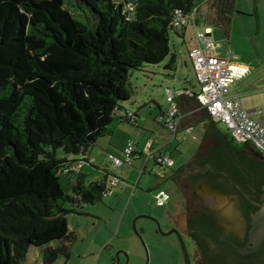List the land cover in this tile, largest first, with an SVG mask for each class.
I'll list each match as a JSON object with an SVG mask.
<instances>
[{"label":"trees","instance_id":"16d2710c","mask_svg":"<svg viewBox=\"0 0 264 264\" xmlns=\"http://www.w3.org/2000/svg\"><path fill=\"white\" fill-rule=\"evenodd\" d=\"M234 1H211L218 22L228 21ZM195 2L0 0V264H23L33 247H45L43 264L69 260L65 242L74 237L66 215L76 210L65 205L101 202L109 176L104 172L101 181L86 185L73 169L78 157L109 133L114 119H129L118 118L115 109L127 111L121 103L132 94L131 72L170 55L175 11L188 14ZM244 146L260 160L248 165L238 155L236 165L221 157L228 166L220 169L252 193V183L258 191L264 185V158ZM183 173L181 167L170 178L175 182ZM194 220L201 236L217 243L219 264H264V244L241 256L208 228L204 215ZM188 233L202 245L198 231ZM54 241L59 245L48 247Z\"/></svg>","mask_w":264,"mask_h":264},{"label":"rangeland","instance_id":"374dc122","mask_svg":"<svg viewBox=\"0 0 264 264\" xmlns=\"http://www.w3.org/2000/svg\"><path fill=\"white\" fill-rule=\"evenodd\" d=\"M211 1L196 0L199 21L196 30L203 32L205 25L224 26L226 38L219 42L221 56L226 57V52H229L234 56V61L253 67V73L235 82L229 88V93L238 95L243 109H261L264 113V0H235L234 10L227 22H218L216 15L210 13ZM185 39L188 43L194 39L191 29ZM169 48L170 55L165 61L131 72L132 94L129 100L121 103L124 109L137 111L141 115L137 126L139 129L132 127L139 136H147L143 129L152 136L156 135L154 148L163 145L165 137L167 140V132L155 121L159 107L168 106L165 100L166 87L198 90L183 38L178 37L174 30L169 31ZM173 54H176V62L173 64L176 70L168 73L164 66ZM166 74L175 80L167 81ZM145 122L149 126L144 127ZM191 137L189 132H179L178 138L163 148L173 160L174 170L190 161L194 152ZM115 156L121 157V152ZM143 161V158L137 161L134 159L132 166L113 167L106 159L102 168L109 175L122 180L112 188L111 194L94 205H65L68 210H76L66 215L68 229L74 239L65 242L69 245V260L59 256L53 264H114L117 253L118 264H126V258L128 264H183L180 246L174 234H160L151 220L143 218L136 222L137 231L143 230V243L133 232L132 222L136 216H151L161 224L162 231H166V227L172 228L168 214L171 213L172 221L183 222L187 211L185 197L169 177L172 169L163 171L150 160L146 163V171L140 174ZM102 173L104 170L87 173L86 185L99 181ZM161 173L166 174L164 178L159 176ZM160 191L169 196L164 207L155 205L154 196ZM183 239L192 262L198 258L197 248L186 235H183ZM58 245L59 242L54 241L48 247L55 248ZM44 248H31L23 264H43L41 251Z\"/></svg>","mask_w":264,"mask_h":264},{"label":"built area","instance_id":"2783aa9c","mask_svg":"<svg viewBox=\"0 0 264 264\" xmlns=\"http://www.w3.org/2000/svg\"><path fill=\"white\" fill-rule=\"evenodd\" d=\"M128 10L133 6L128 4ZM197 9L193 8L190 13L183 15L180 11H175L174 26L181 29L187 25H196ZM210 29L195 33L196 46L189 50L188 57L192 62L195 80L198 85V93L189 90H166L167 108L162 110L157 122L173 138L178 132L179 127L186 114L180 109L176 99L181 97H192L196 100L201 111L215 123L225 126L228 136L233 142L244 145L249 144L262 158H264V119L261 110L243 109L239 100L233 97H226L225 93L231 85L242 80L253 71V67L248 64L234 61V56L222 57L217 53V43L209 35ZM115 114L118 118H129V112L116 108ZM134 143L127 141L121 151V157L108 154L107 159L113 167L123 165L132 166L134 163ZM143 155L150 158L156 167L163 171L172 169L174 162L170 156L164 152L154 154L151 152V143L143 150ZM82 161L73 169L79 171ZM146 171V166L140 174ZM161 173V178L165 177ZM119 178L110 176L105 184V191L102 197L106 198L111 194L112 188L119 183ZM155 205L163 207L169 200V196L163 191L154 196Z\"/></svg>","mask_w":264,"mask_h":264},{"label":"crops","instance_id":"0c3cea01","mask_svg":"<svg viewBox=\"0 0 264 264\" xmlns=\"http://www.w3.org/2000/svg\"><path fill=\"white\" fill-rule=\"evenodd\" d=\"M209 7H211V6H209ZM196 9H197V14H198V7H196ZM210 13L213 14L214 16L216 15L215 19L217 18V10L214 7H212V10H210ZM196 19H197V22H196L195 26L190 24V25H187L181 29L180 28L176 29L174 31V33L178 37L183 38V42H184L185 47L187 49V56H188L189 50H191L192 48H194L196 46L195 33L197 32L196 26L199 23L198 17ZM213 28H220L223 32L222 35H220V36H222V39L216 41V43L218 45L217 53L221 55V53L219 51V49H220V43L219 42L223 41L226 38V32H225L224 26H221L220 24L214 25V26L205 25L203 30H205V29L212 30ZM190 29L194 32V39L190 40V42L188 43V42H186L187 40L185 39V36L187 33H189ZM229 55H230V53L226 52V56H229ZM172 56H174V62L171 63L169 61L164 66V68L168 71V73L170 71L176 70V67L173 65L176 62V54H173ZM190 62H191V60H190ZM238 63H240V62H238ZM191 65H192V62H191ZM192 69H193V66H192ZM193 73H194V71H193ZM252 73H250L249 75H251ZM249 75H247V76H249ZM165 79H167V81L168 80H172V81L175 80V78L170 77L169 74H166ZM196 85H197V82H196ZM167 89L172 90V91L189 90L192 93H198V90H199V88H197L198 90L194 91V90L188 89L187 87L174 90V89H170V88L166 87L165 95H166ZM225 96L238 99V95L230 94L229 89L225 93ZM176 101H177L180 109L186 114V116H185L184 120L182 121L178 132L175 134V136L173 138H171V136L168 133H166L165 136L167 135V140L165 137L163 145H160L159 147L154 148V146H155L154 140L156 139V135L152 136V135H150L149 131L143 129V131H145L144 134L147 136H142V137L139 136L137 134V131L134 130V128L139 129L137 126L140 122L141 115L137 111H133V110L128 111L127 110V112H129V115H130L128 120L114 119L112 124L110 125L109 133L106 134L105 136L99 138L95 142V144L92 145L87 150L85 156L78 157V158H81L80 160L82 161V166L79 170L81 172V174H83L86 178L87 173L90 174V173H94V172H100L103 170H104V172H106L105 169H103L102 167H103V164H105V161L107 159V155L108 154L118 155L124 149L127 141H129V140L133 141V143H134V149H135L134 159L137 161V160H140L143 158V160H144L143 165H142V168H143V166H146V163L151 160L150 158H146L142 153L143 150L145 149V147L148 145V143H151V152L152 153H154V154H157L158 152H164L165 153L166 151H164L163 148L165 146H167L169 143H171L172 140H176L178 138V133L182 132V131L187 132V133L189 132L192 134L191 138H192L193 145H194V147H193L194 152L191 155V158H190V160H191L197 154V152L201 146V143L203 141V138L207 132V129L210 125V122L204 116L203 111H201L199 109V105L194 98H192V97H181V98H177ZM164 109H166V108L159 107V111L157 113V116L155 117L156 122H157L159 113ZM261 112H262V116H260V117H262L264 119V113L262 110H261ZM211 125L219 134H221L225 138V140L233 148H235V149H247V148H249V147H245L244 145H239V144L231 141V139L229 138L228 133L226 131V128L223 124L214 122V124H211ZM143 126L144 127L149 126L148 122H145L143 124ZM132 127H134V128H132ZM189 149H191V147H189ZM184 165L181 167L183 168ZM177 170H174V167H173L169 177L174 176V174H175V172H177ZM110 176H112V175H109L107 177V180ZM103 177H104V174L102 173V178L99 181H101L103 179ZM107 180H106V182H107ZM119 180L122 181L120 178H119ZM99 181H97V182H99ZM170 215H171V213H170Z\"/></svg>","mask_w":264,"mask_h":264},{"label":"flooded vegetation","instance_id":"af4514ba","mask_svg":"<svg viewBox=\"0 0 264 264\" xmlns=\"http://www.w3.org/2000/svg\"><path fill=\"white\" fill-rule=\"evenodd\" d=\"M244 160L248 165H250L254 164V160L259 161L260 158L247 156L244 157ZM212 162L215 163L216 166L214 171L215 173L207 172L203 174L192 175H187V173L183 174L185 176L180 181V186H182V196L185 197L184 202L185 208L187 210L183 222H180L179 220L172 221L171 215L168 214L171 227L177 228L181 232L182 236L186 235L191 241H193L188 235V232L197 233L198 231L200 241L199 243L202 245L199 246L198 243L193 241L198 251V258L193 259L192 264H219L218 259L221 254L217 251V243L208 240V237L206 236H201L202 231L199 232V230L196 228V222L194 220L195 216L199 214L204 215L210 224V226L208 224V228L210 227L211 230H218L221 232L220 240L222 242L229 243L230 245H232L231 243H235L239 246H246L249 240L248 234L250 228V215L257 209L256 204L259 202L258 198L261 194V190L258 191L255 189H251L252 193H247L240 187L242 184H238L233 179L226 177L224 169H220V167H223L224 165L228 166V164H224L221 159L214 158L212 159ZM239 167L240 170H243L240 165ZM245 183L248 186V182L245 181ZM250 187H253V183L250 185ZM198 190L201 192H209V194L214 198L220 196L230 200V204H232L234 207L233 212L235 217L231 222V227L225 226V218L221 217L219 211L216 212L210 207L203 206L200 203L201 200L206 202L207 199H204L203 196L198 193ZM190 197L192 198L191 200ZM191 206H194L195 208L191 209ZM166 229H169V227H166ZM142 231L143 230L138 232L140 236L143 233ZM204 244H207V246ZM254 261L256 262V260Z\"/></svg>","mask_w":264,"mask_h":264},{"label":"water","instance_id":"95a60500","mask_svg":"<svg viewBox=\"0 0 264 264\" xmlns=\"http://www.w3.org/2000/svg\"><path fill=\"white\" fill-rule=\"evenodd\" d=\"M222 33L223 32L220 28H213L209 35L213 38L214 41H218L222 39V36H220L222 35ZM238 155H241L242 157L252 156V152L250 151V148L235 149L230 146L229 143L225 140V138L221 134H219L210 123L197 154L183 167V174L187 173V175H192L203 174L207 172L212 173V171H215L216 168L215 163L212 162V159L214 158L218 159L221 157H226L232 160L236 165H238ZM182 175L178 177L176 176L175 182L172 180L181 192L182 186H180V181L185 176ZM251 189L253 190L254 188L251 187ZM198 193L203 196L204 199H207L206 202H203L201 200L200 203L203 206L210 207L216 212L219 211L221 217L225 218V226L231 227V222L234 220L235 217L233 212L234 207L232 204H230V200L228 198H223L220 196L214 198L209 194V192H201L198 190ZM191 197L190 200L192 199ZM258 201L259 202L256 204L257 209L250 215L248 244L246 246H239L235 243H231L241 255H249L257 252L264 242V185L261 187V194L258 198ZM193 208L195 207L191 206V209ZM142 218L151 220L155 224L156 229L160 234L164 236L174 234L180 246L183 264H192L189 252L187 250L181 232L175 227L169 228L166 231H162L161 225L158 220L151 216L139 215L136 216L132 222L133 232L136 236H138L142 243V238L136 229V222ZM114 261V264H118L119 253H117L114 257ZM126 264H128V258H126Z\"/></svg>","mask_w":264,"mask_h":264}]
</instances>
